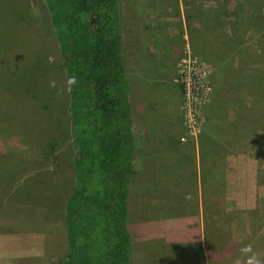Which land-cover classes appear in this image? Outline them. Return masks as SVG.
<instances>
[{
  "label": "rangeland",
  "instance_id": "1",
  "mask_svg": "<svg viewBox=\"0 0 264 264\" xmlns=\"http://www.w3.org/2000/svg\"><path fill=\"white\" fill-rule=\"evenodd\" d=\"M121 3L128 74L136 96L133 130L141 133L144 126L139 130L145 98L139 99L140 90L147 79L160 82L163 75L168 82L163 89L173 96L167 103L170 111L178 103L180 147L195 148L203 160L201 139L208 134L217 140L209 148L221 155L215 164L205 152L204 197L178 201L184 211L195 208L196 201L202 204V245L181 238L172 248L163 245L154 257L143 252L134 264H231L238 249L249 243L264 259V86L259 84L264 80V0ZM205 26L208 36H218V44L203 39L199 32ZM67 76L44 0H0V264H57L36 251L38 240L7 233L28 220L40 225L36 210L43 205L64 215L74 189L77 147L70 94L57 96L49 87V81L59 86ZM161 87L152 86V92ZM209 118L220 120L214 130ZM151 164L144 156L137 168L129 199L132 232L149 215H160L159 200L147 181ZM52 221L47 216L42 227L50 230ZM63 246L58 264H65Z\"/></svg>",
  "mask_w": 264,
  "mask_h": 264
},
{
  "label": "trees",
  "instance_id": "2",
  "mask_svg": "<svg viewBox=\"0 0 264 264\" xmlns=\"http://www.w3.org/2000/svg\"><path fill=\"white\" fill-rule=\"evenodd\" d=\"M44 2L66 72L78 80L70 93L77 150L75 186L66 201L65 264H131L129 199L135 176L136 139L122 34V3ZM199 33L212 44L219 43L214 33L208 36L207 26ZM259 84L264 86V80ZM214 111L213 107L212 115ZM210 121V129L214 130L220 120ZM201 140L203 159L206 152L217 164L215 158L220 151L215 155L208 146L217 140L208 134Z\"/></svg>",
  "mask_w": 264,
  "mask_h": 264
},
{
  "label": "crops",
  "instance_id": "3",
  "mask_svg": "<svg viewBox=\"0 0 264 264\" xmlns=\"http://www.w3.org/2000/svg\"><path fill=\"white\" fill-rule=\"evenodd\" d=\"M125 60L127 76L131 85L130 94L133 123V100L134 98L136 99V96L134 85L129 79L126 53ZM160 77L162 79L160 82H158L157 79L156 81L147 79L145 85H143L144 88L140 90L144 91V95L143 93H139V99L145 96V98L142 99L140 107L141 114L138 124H141L139 130L142 128V125L144 126L141 133H137L136 130H133L136 139V158L131 197L135 190L138 165L142 163L143 157L145 156L153 163L149 165L148 171L146 170L148 172L147 181L150 188L153 190V196L155 195V198L159 200L158 209L161 210L159 211L160 215H149L152 218L139 222L140 224L133 228V231L138 234L135 238L132 236L134 232H132L130 224L132 221V210L131 200L129 201V230L132 232L133 244L131 264L135 263V259L141 260L143 252L151 254L154 257L163 252L161 248L164 249L163 245L165 244L170 245L171 248L174 247V245H179V243L176 242H181V238H186V240L192 241L193 243L200 242L196 243L200 245H202L201 243H203L205 238V215L202 211V204L200 203L199 205L197 201L195 204V200L199 199V197L200 199L202 196L204 197V193H202L203 188L201 186L205 178H208V175L201 167L204 168L207 162L205 159L201 160V157L198 155V150L195 148L191 149L187 147L185 151L184 148L180 147V141L177 140L178 135L176 136L178 132V126L176 125L178 103H176L177 109L170 111V106L167 103L173 99V96L164 91L163 87L166 89L168 82L166 78L164 79L163 75ZM158 85L162 86L163 92H152L153 90L151 87ZM154 102L158 104H153ZM163 103L164 105L161 106ZM156 119H158V121H156ZM150 121L153 125H150ZM146 137L148 141L144 140ZM219 156L215 158L217 163L220 158ZM200 189H202V191H200ZM187 193H191V198L195 199L193 200L195 208L190 207L184 211L178 207V201L182 197L184 198ZM149 194H152V192H149ZM36 212L40 217L35 219L40 222V225H31L28 220L27 222L29 223H24L22 226L11 227L13 231L7 233V235L10 234L9 236H13L17 232L18 235H16V237L34 238L36 241L33 240L32 243H36L38 240L39 248L36 251L47 253L49 257L54 258L52 259L54 263L58 264L62 262V256L60 254L62 251V244L64 245L63 247L67 249V229L65 224L66 204L64 215H62L63 211L61 210L58 213L56 207L50 208L46 205L38 207ZM45 214L46 216H44ZM47 216H51V219H53L51 225L48 227L50 230L45 229L47 227H42ZM59 243V247L55 246ZM158 248H160V251H158ZM65 254L66 250L62 254L64 263ZM136 255H138V258Z\"/></svg>",
  "mask_w": 264,
  "mask_h": 264
},
{
  "label": "clouds",
  "instance_id": "4",
  "mask_svg": "<svg viewBox=\"0 0 264 264\" xmlns=\"http://www.w3.org/2000/svg\"><path fill=\"white\" fill-rule=\"evenodd\" d=\"M78 80L75 75L67 76L62 85L57 84L56 80L49 81V87L53 89L57 96H64L65 93L70 94ZM185 200H191V193L185 194ZM239 255L235 257L231 264H264V259L260 253L256 252L252 244H244L238 249Z\"/></svg>",
  "mask_w": 264,
  "mask_h": 264
}]
</instances>
